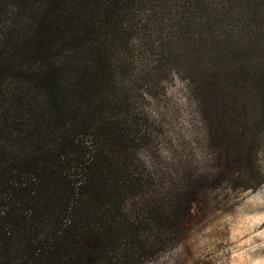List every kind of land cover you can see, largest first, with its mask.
<instances>
[{
	"label": "trees",
	"instance_id": "16d2710c",
	"mask_svg": "<svg viewBox=\"0 0 264 264\" xmlns=\"http://www.w3.org/2000/svg\"><path fill=\"white\" fill-rule=\"evenodd\" d=\"M160 68L191 85L214 186L259 188L264 0H0V264H140L176 239L192 201L136 165Z\"/></svg>",
	"mask_w": 264,
	"mask_h": 264
},
{
	"label": "rangeland",
	"instance_id": "374dc122",
	"mask_svg": "<svg viewBox=\"0 0 264 264\" xmlns=\"http://www.w3.org/2000/svg\"><path fill=\"white\" fill-rule=\"evenodd\" d=\"M147 87L151 97H136L134 106L148 117L151 144L138 150L136 165L168 193L166 207L175 193L192 202L176 239L140 264H264V183L245 192L215 187L208 174L217 150L206 139L191 85L160 68L141 89Z\"/></svg>",
	"mask_w": 264,
	"mask_h": 264
}]
</instances>
